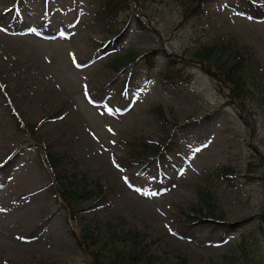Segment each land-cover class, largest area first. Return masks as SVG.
Masks as SVG:
<instances>
[{
  "label": "rangeland",
  "instance_id": "1",
  "mask_svg": "<svg viewBox=\"0 0 264 264\" xmlns=\"http://www.w3.org/2000/svg\"><path fill=\"white\" fill-rule=\"evenodd\" d=\"M101 5L0 0V217L42 206L10 233L40 242L15 264H264V0H190L203 11L186 19L178 0H141L114 23ZM237 51L246 94L227 76ZM167 64L189 82L163 80Z\"/></svg>",
  "mask_w": 264,
  "mask_h": 264
},
{
  "label": "bare ground",
  "instance_id": "2",
  "mask_svg": "<svg viewBox=\"0 0 264 264\" xmlns=\"http://www.w3.org/2000/svg\"><path fill=\"white\" fill-rule=\"evenodd\" d=\"M13 10V8L11 9ZM10 10V11H11ZM14 14H18L19 12L16 13L14 12ZM256 14H252L254 15V19L257 20V17H259L260 15ZM63 22V21H62ZM0 29H4V30H8L9 28L6 26H4L2 28V26L0 25ZM48 32V33H47ZM44 33H47L45 35H49V36H54L56 32L53 31V26L52 24L49 22L47 24V27L44 30ZM60 39H62V37H60ZM4 139V135L3 132H0V147L2 146V141ZM15 148V147H14ZM212 148H210L209 153L212 155V157H216L217 152L215 150H212ZM16 149H14V151H16ZM5 159L4 162H2ZM7 159L9 160V156L6 155V151L2 150L0 148V174L4 171L3 166L6 164ZM21 172V171H20ZM19 172V174H20ZM24 172H21V176L24 178ZM19 180L16 184V186H20L21 185V180H20V176L18 175ZM10 188V185H7L8 189ZM36 190L41 191V187L37 188ZM179 195H183L184 192L182 191H176ZM238 200L240 202H242L243 204H246L248 202L247 199L244 198H238ZM34 203L33 205L30 204L28 206H26V208H24L22 210V212H13L9 215H2V217H0V264H15L16 259L20 257V253L21 252H25L28 251L32 248H34L33 246L36 245V243H40L39 241L37 242H31L29 245L27 246H20L19 244L15 243L13 241V236L10 233H13V229L16 228H21L27 231L32 230L36 224H37V220H38V216L41 214L42 212V206L41 205H37ZM1 212V210H0ZM241 216L238 217L237 219H235L234 222H232L233 224H240L241 226H243L245 223H247L249 220H251L252 218H254V214H247L245 212V210L240 214ZM233 226V225H231ZM32 246V247H31ZM21 247V248H20ZM199 252V251H198ZM54 257H58L61 256L62 257V262L64 263V261H68L69 256L65 255L64 253L62 254V251L60 250H56L53 254ZM61 259V258H60ZM76 264V263H75Z\"/></svg>",
  "mask_w": 264,
  "mask_h": 264
},
{
  "label": "trees",
  "instance_id": "3",
  "mask_svg": "<svg viewBox=\"0 0 264 264\" xmlns=\"http://www.w3.org/2000/svg\"><path fill=\"white\" fill-rule=\"evenodd\" d=\"M215 45H204L201 48H199L197 55L207 59H210L216 52ZM238 66L235 67V65H231L230 68L227 70V76L230 80L236 83V86L240 88L241 86V76L238 73ZM174 72L173 70H171Z\"/></svg>",
  "mask_w": 264,
  "mask_h": 264
},
{
  "label": "snow or ice",
  "instance_id": "4",
  "mask_svg": "<svg viewBox=\"0 0 264 264\" xmlns=\"http://www.w3.org/2000/svg\"><path fill=\"white\" fill-rule=\"evenodd\" d=\"M117 167H119V165H117Z\"/></svg>",
  "mask_w": 264,
  "mask_h": 264
}]
</instances>
